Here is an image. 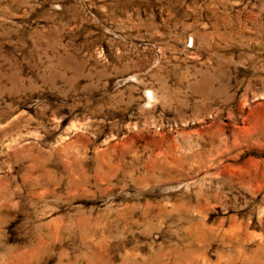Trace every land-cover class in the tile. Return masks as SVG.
Wrapping results in <instances>:
<instances>
[{
  "label": "rangeland",
  "instance_id": "374dc122",
  "mask_svg": "<svg viewBox=\"0 0 264 264\" xmlns=\"http://www.w3.org/2000/svg\"><path fill=\"white\" fill-rule=\"evenodd\" d=\"M0 264H264V0H0Z\"/></svg>",
  "mask_w": 264,
  "mask_h": 264
}]
</instances>
